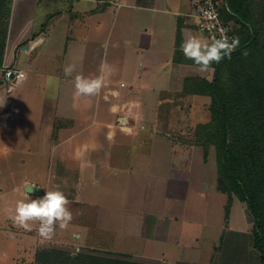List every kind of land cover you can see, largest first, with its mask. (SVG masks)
Wrapping results in <instances>:
<instances>
[{"label": "crops", "instance_id": "crops-1", "mask_svg": "<svg viewBox=\"0 0 264 264\" xmlns=\"http://www.w3.org/2000/svg\"><path fill=\"white\" fill-rule=\"evenodd\" d=\"M194 2L0 0V73L7 66L22 70L18 89L25 79L36 83L44 75L68 92L73 107L69 111L59 99L61 112L49 132L47 188L30 183L41 191L28 193L44 196L58 186L74 208L73 219L61 230L57 226L51 239L37 230L38 241L14 257L16 264H42L36 259L42 248L124 254L139 264H261L247 203L219 185L216 147L183 136L210 121L212 98L195 82L215 76L214 62L200 73L181 50L190 36L206 40L196 26ZM117 21L139 62L137 75L128 79L113 71L99 95L77 96L76 75L94 78L103 62L96 67L91 60V31L108 26L110 40ZM76 43L84 52L78 60L70 56ZM69 64L76 70L66 76ZM147 89L156 92L151 116L141 109ZM197 99L210 118L191 123L188 112ZM102 181L106 187L100 189ZM9 227L17 236L31 233L13 222ZM10 245L22 248L16 240Z\"/></svg>", "mask_w": 264, "mask_h": 264}, {"label": "trees", "instance_id": "trees-1", "mask_svg": "<svg viewBox=\"0 0 264 264\" xmlns=\"http://www.w3.org/2000/svg\"><path fill=\"white\" fill-rule=\"evenodd\" d=\"M224 2L223 17L235 19L240 44L231 58L214 62L212 81L195 82L212 98L211 119L197 126L196 135L205 147H216L220 187L247 203L254 220V245L264 264V0ZM98 255L42 248L36 259L43 264H139L124 254Z\"/></svg>", "mask_w": 264, "mask_h": 264}, {"label": "rangeland", "instance_id": "rangeland-1", "mask_svg": "<svg viewBox=\"0 0 264 264\" xmlns=\"http://www.w3.org/2000/svg\"><path fill=\"white\" fill-rule=\"evenodd\" d=\"M110 19H115L114 10ZM106 29L108 26L102 30L91 31V60L94 59L97 62L96 67L102 61H106L113 67L115 73L118 72L121 77L132 79L137 75L136 62L138 64L139 62L134 54L130 53V49L125 43L128 35L122 34L121 25L118 21L114 22L110 40L108 39L110 34ZM134 36L129 37L135 40ZM83 55L82 46L78 43L70 50V56L76 60ZM224 76L228 85L232 84L228 74L225 73ZM38 77L36 83L35 80L29 83L25 79L22 87L18 89L14 83L7 82L4 75L0 73V98L6 97L5 104L0 107V264H16L14 257L24 253L26 246L38 241L36 234L39 227L38 223L33 224V230L30 231V234L20 233L18 236L11 230L9 224L13 222L15 226H18L14 222L15 205L18 200L25 198L24 189L27 184L38 183L43 189L47 188L53 152L50 147L52 136L49 132L53 127L52 122L57 121V116L61 112L62 104L59 99L64 97V102L68 105L65 108L69 111L73 109L72 100L69 99L66 90H61L62 87L54 85V81L48 83V79L44 75H38ZM2 83L5 85L4 87ZM70 87L72 89V85ZM8 90H10L9 93ZM155 94L154 90L147 89L144 91L145 101L141 108L143 114L151 116L154 113L156 109ZM203 101V99H197L194 107L188 112L191 123L205 122L210 118L209 108H203ZM183 136H186L185 141L188 143L197 140L194 130ZM135 141L136 139H132L130 142L133 144ZM118 142L113 140L111 143L114 145ZM213 146L215 147L214 144L208 143L206 147ZM115 159L114 156L112 161ZM121 163L124 164V161ZM110 180L113 183L111 178ZM105 187L106 183L102 181L100 189ZM29 197L36 199L43 196L31 193ZM68 207L74 216L73 206L69 203ZM64 231L65 229H62V232ZM13 240L21 244L22 248L17 250L15 246H11L10 242ZM25 251L30 253L29 250ZM244 253L245 250L240 252L242 256ZM100 262V260L95 261V263Z\"/></svg>", "mask_w": 264, "mask_h": 264}, {"label": "clouds", "instance_id": "clouds-1", "mask_svg": "<svg viewBox=\"0 0 264 264\" xmlns=\"http://www.w3.org/2000/svg\"><path fill=\"white\" fill-rule=\"evenodd\" d=\"M223 30L220 38L213 37L211 41L201 39L198 36H190L181 44V50L187 59L194 61L200 73H205L210 66L219 63L225 56L231 58V53L240 44L238 36L231 39ZM76 70L74 64L64 68V74L71 76ZM114 69L106 61L100 65V74L94 78L78 74L75 77V90L77 96L91 97L99 95L101 90L109 83V77ZM5 99L0 98V107L5 104ZM27 186V187H26ZM25 186V198L18 200L15 205L14 222L26 231L33 230V224L38 223V233L45 239H51L57 226L65 228L73 219L69 210L67 196L61 190L46 191L43 197L30 199L28 193L34 190V185Z\"/></svg>", "mask_w": 264, "mask_h": 264}, {"label": "built area", "instance_id": "built-area-1", "mask_svg": "<svg viewBox=\"0 0 264 264\" xmlns=\"http://www.w3.org/2000/svg\"><path fill=\"white\" fill-rule=\"evenodd\" d=\"M223 3H225L224 0H195L194 2L193 15L196 18L197 29L208 41H211L213 37L220 38L225 29L229 39L236 36V21L223 17L221 8ZM24 75L22 70L11 66L4 69V77L7 82L16 84Z\"/></svg>", "mask_w": 264, "mask_h": 264}, {"label": "water", "instance_id": "water-1", "mask_svg": "<svg viewBox=\"0 0 264 264\" xmlns=\"http://www.w3.org/2000/svg\"><path fill=\"white\" fill-rule=\"evenodd\" d=\"M41 190H40V188L39 187H37V186H34V190H33V192H37V193H39Z\"/></svg>", "mask_w": 264, "mask_h": 264}]
</instances>
